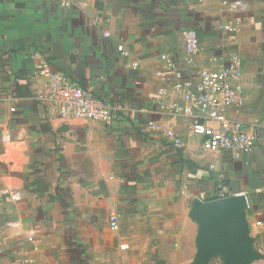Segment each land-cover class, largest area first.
<instances>
[{"label":"crops","instance_id":"1","mask_svg":"<svg viewBox=\"0 0 264 264\" xmlns=\"http://www.w3.org/2000/svg\"><path fill=\"white\" fill-rule=\"evenodd\" d=\"M68 1L0 0V264H193L190 211L220 184L246 196L253 264H264V0ZM187 30L201 45L193 58ZM232 52L244 93L225 116L255 136L251 154L205 150L188 117L156 103L161 90L166 104L178 99L163 55L195 81ZM47 72L109 102L112 122L52 113L36 98Z\"/></svg>","mask_w":264,"mask_h":264},{"label":"built area","instance_id":"2","mask_svg":"<svg viewBox=\"0 0 264 264\" xmlns=\"http://www.w3.org/2000/svg\"><path fill=\"white\" fill-rule=\"evenodd\" d=\"M47 1L63 8L69 6L68 0ZM224 30L235 32L234 27L230 25H226ZM231 38L235 42L236 34ZM183 39L187 55L192 58L199 55L201 45L197 32L187 30L183 33ZM119 50L122 54L125 53L122 45L119 46ZM161 59L164 68L160 76L172 85L178 97L177 100L166 104L164 101L166 91L161 90L156 99L161 111L188 117L191 121V132L202 137L204 149L207 151L216 153L231 150L251 154L256 144L255 136L246 132L240 123L228 124L225 116V111L229 107L241 105L243 101V87L238 83L242 76V61L239 54L232 52L225 67L202 70L195 81L185 79L171 56L163 55ZM47 74L45 88L37 93L36 98L47 105L52 113L62 118L77 117L101 124L112 122L114 107L109 102L95 97L89 89L70 81L60 73ZM209 121L216 122L218 127L209 126ZM155 128V123L150 122L144 131ZM166 137L174 141L175 147L181 145L172 131L166 133ZM230 195L231 192L226 185L218 186L216 198ZM110 225L115 231L120 229L119 217L116 214L111 215ZM127 248V245L122 247L123 250Z\"/></svg>","mask_w":264,"mask_h":264},{"label":"water","instance_id":"3","mask_svg":"<svg viewBox=\"0 0 264 264\" xmlns=\"http://www.w3.org/2000/svg\"><path fill=\"white\" fill-rule=\"evenodd\" d=\"M246 209L243 194L194 201L189 216L200 231L193 264H209L216 257H222L224 264H253L261 259L250 235Z\"/></svg>","mask_w":264,"mask_h":264}]
</instances>
